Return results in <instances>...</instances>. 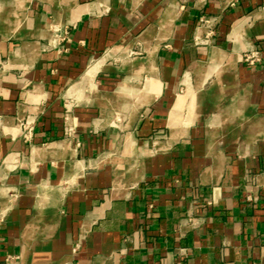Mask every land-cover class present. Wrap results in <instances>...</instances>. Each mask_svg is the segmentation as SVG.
Instances as JSON below:
<instances>
[{
  "label": "crops",
  "instance_id": "obj_1",
  "mask_svg": "<svg viewBox=\"0 0 264 264\" xmlns=\"http://www.w3.org/2000/svg\"><path fill=\"white\" fill-rule=\"evenodd\" d=\"M0 2V264H264V0Z\"/></svg>",
  "mask_w": 264,
  "mask_h": 264
},
{
  "label": "bare ground",
  "instance_id": "obj_2",
  "mask_svg": "<svg viewBox=\"0 0 264 264\" xmlns=\"http://www.w3.org/2000/svg\"><path fill=\"white\" fill-rule=\"evenodd\" d=\"M9 19V18H8ZM6 19V22H8L9 20ZM175 19V10L173 7L169 8L166 10V12L164 13V15L160 18L159 20V25L161 26L162 30L165 31V36L167 34V31L170 29V27L173 25ZM3 22V21H2ZM9 23V22H8ZM156 47L149 49V56L147 58V61L150 62L152 60H154L155 55H156ZM25 51L24 49H19L17 54H23ZM120 54V53H119ZM114 56V55H113ZM211 60L213 61H219L220 58H222V55L218 53V51L213 50L212 52V56ZM102 60H105L104 58ZM235 61L233 59L229 60V65L233 67ZM98 69H100L99 67V63H96L95 65H93L82 77V79L72 88V90H82L83 88H85V86L87 84H91L92 80L94 79ZM190 70L194 71V72H198L200 70V66L198 65H193ZM189 70V71H190ZM189 73V72H188ZM129 87V83L127 82V85L122 87L121 90H128ZM133 92V91H132ZM131 92V93H132ZM142 92V91H141ZM148 92V91H147ZM147 94V93H145ZM142 95V94H141ZM178 122H172V127H175L177 125ZM176 131V130H175Z\"/></svg>",
  "mask_w": 264,
  "mask_h": 264
},
{
  "label": "rangeland",
  "instance_id": "obj_3",
  "mask_svg": "<svg viewBox=\"0 0 264 264\" xmlns=\"http://www.w3.org/2000/svg\"><path fill=\"white\" fill-rule=\"evenodd\" d=\"M14 8H16V7H12V4L9 5V3H5L4 5H2L1 2H0V19H2L3 22H6V19L9 18V17H4V18H3V16L6 15V14L3 13V12L1 11L2 9H4V11L7 10V11L9 12V11H12ZM29 10H30V9H29ZM26 11H27V8H26ZM2 14H3V16H2ZM8 20H9L8 22L10 23V22H11V21H10L11 19L9 18ZM3 22L0 23V28H5V27H4L5 25H3V24H4ZM139 52H142V51H139ZM132 55L134 56L135 54H132ZM114 56H115V55H114ZM114 56H113V57H114ZM136 56H137V55H136ZM220 67H221V66H218V67H217V70L220 69ZM201 71H202V68H200V70H199L198 72H201ZM92 83H93V82H92ZM92 83H91V84H92ZM208 84H209V83H208ZM208 84H207V85H208ZM184 88H185V87H184ZM184 88H183V90H184ZM191 89L193 90L194 87H191ZM30 130H31L30 124H27V125H26V129H25V132L28 133Z\"/></svg>",
  "mask_w": 264,
  "mask_h": 264
},
{
  "label": "built area",
  "instance_id": "obj_4",
  "mask_svg": "<svg viewBox=\"0 0 264 264\" xmlns=\"http://www.w3.org/2000/svg\"><path fill=\"white\" fill-rule=\"evenodd\" d=\"M257 52H255L252 56H254V58H256L257 57ZM249 58H251V57H249V56H246V59H249ZM31 131V130H30Z\"/></svg>",
  "mask_w": 264,
  "mask_h": 264
}]
</instances>
